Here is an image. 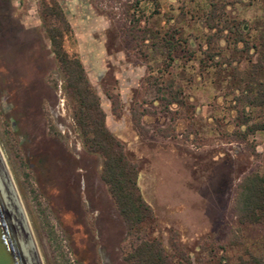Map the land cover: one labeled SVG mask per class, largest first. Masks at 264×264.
<instances>
[{
    "label": "rangeland",
    "instance_id": "1",
    "mask_svg": "<svg viewBox=\"0 0 264 264\" xmlns=\"http://www.w3.org/2000/svg\"><path fill=\"white\" fill-rule=\"evenodd\" d=\"M54 3L69 27L62 48L80 61L152 209L132 234L75 125L47 35L62 27L44 11ZM173 30L169 60L160 42ZM261 31L264 0H0V148L44 264H129L144 241L173 264L264 263V218L240 225L233 210L237 184L264 179V131L238 138L264 124L249 79Z\"/></svg>",
    "mask_w": 264,
    "mask_h": 264
},
{
    "label": "trees",
    "instance_id": "2",
    "mask_svg": "<svg viewBox=\"0 0 264 264\" xmlns=\"http://www.w3.org/2000/svg\"><path fill=\"white\" fill-rule=\"evenodd\" d=\"M142 1L153 7L157 6V0ZM44 11L54 16L62 25L61 28L48 29L47 35L51 53L66 76L67 86L77 102L74 122L80 131L83 148L88 153L101 157V181L107 186L126 226L127 233L132 234L142 225L154 219L152 209L143 200L138 187L139 171L136 165L127 158L122 144L107 129L105 115L100 109L98 98L90 89L80 61L75 57L68 56L62 48L63 34L69 32L62 11L56 3L45 7ZM176 33L174 30L171 33L166 32L160 42L162 54L169 60L178 45L174 37ZM260 34L259 46L264 48V31H261ZM237 36L240 39L238 42H243L241 35ZM156 44L158 43H153V46ZM259 73L262 75L261 80L256 77ZM249 79L257 88L256 96L252 101L254 104L258 103V106H263L264 52L259 54L257 62L251 66ZM248 91L252 92V90ZM170 94L172 98H175L176 93L170 91ZM140 116L136 115L137 119ZM257 131H264V124L245 127L244 133L240 134L238 138L243 141L247 136ZM233 210L236 221L240 225H255L262 222L264 218V179L258 173H250L237 184ZM126 261L129 264H173V258L169 257L160 243L156 241L142 242L126 257ZM244 264L264 263L257 259H251L250 262Z\"/></svg>",
    "mask_w": 264,
    "mask_h": 264
},
{
    "label": "water",
    "instance_id": "3",
    "mask_svg": "<svg viewBox=\"0 0 264 264\" xmlns=\"http://www.w3.org/2000/svg\"><path fill=\"white\" fill-rule=\"evenodd\" d=\"M0 264H44L31 223L1 148Z\"/></svg>",
    "mask_w": 264,
    "mask_h": 264
},
{
    "label": "crops",
    "instance_id": "4",
    "mask_svg": "<svg viewBox=\"0 0 264 264\" xmlns=\"http://www.w3.org/2000/svg\"><path fill=\"white\" fill-rule=\"evenodd\" d=\"M89 17H87V16H85V21L82 23V24H84V25H86V24H90L91 25V23H92V25H93V22H92V20H90V18L88 19ZM93 31H94V29H91V30H82V32H80V36H82V37H86V38H89V37H91V35L90 34H92L93 33Z\"/></svg>",
    "mask_w": 264,
    "mask_h": 264
},
{
    "label": "bare ground",
    "instance_id": "5",
    "mask_svg": "<svg viewBox=\"0 0 264 264\" xmlns=\"http://www.w3.org/2000/svg\"><path fill=\"white\" fill-rule=\"evenodd\" d=\"M12 176V175H11ZM14 181V180H13ZM40 250V249H39ZM41 253V252H40Z\"/></svg>",
    "mask_w": 264,
    "mask_h": 264
}]
</instances>
